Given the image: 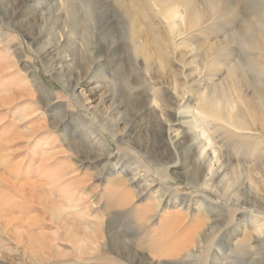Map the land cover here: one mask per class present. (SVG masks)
I'll return each instance as SVG.
<instances>
[{"label": "rangeland", "instance_id": "374dc122", "mask_svg": "<svg viewBox=\"0 0 264 264\" xmlns=\"http://www.w3.org/2000/svg\"><path fill=\"white\" fill-rule=\"evenodd\" d=\"M10 1L0 264H264V48L237 36L264 0ZM55 20L80 45L67 89L36 51Z\"/></svg>", "mask_w": 264, "mask_h": 264}, {"label": "bare ground", "instance_id": "6f19581e", "mask_svg": "<svg viewBox=\"0 0 264 264\" xmlns=\"http://www.w3.org/2000/svg\"><path fill=\"white\" fill-rule=\"evenodd\" d=\"M15 1L20 3V2H25V1H33L34 2L36 0H15ZM212 1L213 2L214 1L219 2L218 0H212ZM13 4L14 3H12L10 0H0V12L4 15V17L7 18L8 22H13L12 24L18 25L20 23H17V20L22 15V12L19 9H17L16 7H14ZM215 5H218V4L216 3ZM250 12L254 16L256 23H254V22H252V20H250L247 23V26L244 27L240 32H238L237 36L239 38V41H241V43L243 44V47L245 50L261 51V49L264 48V43H263L264 38L262 35V31H264V25L260 24L259 20L257 19L258 8H256L255 6H252V7H250ZM21 27L24 28V25H22ZM256 27L258 28L259 31L257 30ZM44 28H46V27H44ZM24 30L27 31V34L29 36H31L32 40L37 39V38L32 37V35L28 32L27 28H25ZM41 32H43V31H41ZM71 33H72V29L67 30L65 28H61L59 25V22L57 23L55 20V22L52 23L51 27L46 28L43 33H39V36L41 34V35H43V37H46V42L42 41L43 47H40L38 45L36 47L37 53L46 62V65L49 68V71L54 74L58 83H60L65 89H67L68 84H69L68 78L74 73V71L77 68L76 64L73 63L74 61L72 62L73 58L69 57L70 56V54H69L70 46H72V49L80 48L79 43H77V41L71 36ZM99 50H100L99 45H96L93 48V50L90 53V60L91 61L97 60L96 53ZM55 69H57V70H55ZM71 91H72V93H75L76 86H74ZM75 96L77 97V95H75ZM79 97L82 101H85L84 97H82L81 95ZM79 97H77V98H79ZM87 105L91 108L92 112L97 114L98 116H100V118L106 124H110L113 131L120 132L118 130L117 126H118V123L122 120V117L120 116V113H118V107H114L109 112H100L99 110L95 109V107L90 105L89 102H87ZM214 110L216 111V109H214ZM215 111H214V114H216ZM214 114H212V115L214 116ZM123 130L124 131L122 132V136H126L128 133V130L127 129H123ZM194 133H195V131H193L192 135H189L192 137H191V140L188 142L186 149H187V152L197 149L196 154L198 153L199 156H201V157H197V158H199L198 166H199V169H203L205 167L206 162H207V157L202 156V151H200V149H201V147H203V144L199 147V143H198L197 139L195 138V136L193 135ZM136 144H138L139 147L143 148L144 151L147 152V147L142 145L140 141H136Z\"/></svg>", "mask_w": 264, "mask_h": 264}]
</instances>
